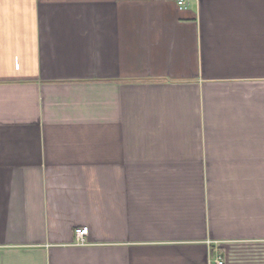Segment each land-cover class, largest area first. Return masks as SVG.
<instances>
[{
  "label": "crops",
  "instance_id": "crops-1",
  "mask_svg": "<svg viewBox=\"0 0 264 264\" xmlns=\"http://www.w3.org/2000/svg\"><path fill=\"white\" fill-rule=\"evenodd\" d=\"M179 1L0 0V264H264V0Z\"/></svg>",
  "mask_w": 264,
  "mask_h": 264
},
{
  "label": "built area",
  "instance_id": "built-area-1",
  "mask_svg": "<svg viewBox=\"0 0 264 264\" xmlns=\"http://www.w3.org/2000/svg\"><path fill=\"white\" fill-rule=\"evenodd\" d=\"M179 5H180V8L183 9V8H185L186 3H185V1L180 0ZM88 233H89V227H83V228L77 229L76 234H77L78 241L80 243L85 242ZM215 263L216 264H225V259H224L222 254L218 253V255L215 259Z\"/></svg>",
  "mask_w": 264,
  "mask_h": 264
}]
</instances>
